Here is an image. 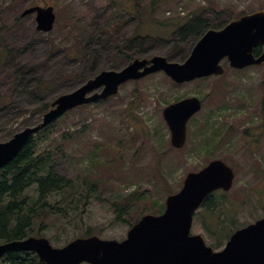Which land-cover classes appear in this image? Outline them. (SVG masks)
<instances>
[{"label":"rangeland","instance_id":"1","mask_svg":"<svg viewBox=\"0 0 264 264\" xmlns=\"http://www.w3.org/2000/svg\"><path fill=\"white\" fill-rule=\"evenodd\" d=\"M138 1V6H132L136 0H128L126 7L119 8V0H0V141L29 122L40 121L45 112L42 105L79 87L84 75L119 70L135 56L159 54L183 62L198 35L190 40L178 30L197 15L226 25L242 13L264 9V0H166L157 9L150 6L152 0ZM34 5L55 7L51 31L37 29L35 13L22 15ZM139 17L147 24L140 23ZM148 25L159 33L115 53L119 44ZM173 41L182 42L175 52ZM224 65L221 76L186 83L173 81L163 71L131 80L105 103L77 108L60 119L46 143L55 151L60 147L56 171L83 182L86 189L94 188L95 193L85 208L81 203L66 213L49 212L34 235L47 237L55 247L89 231L102 238L123 239L143 215L164 211L167 196L182 188L189 172L216 158L235 171L227 197L240 203L239 223L263 217L264 63L244 69L228 67L226 61ZM44 85L49 86L42 93ZM191 96L204 104L188 122L185 145L177 148L164 109ZM14 103L23 115L7 120ZM31 194L39 198L35 191ZM123 205H127L121 214L125 220L119 219L118 207ZM192 234L203 235L208 245L218 249L196 219Z\"/></svg>","mask_w":264,"mask_h":264},{"label":"water","instance_id":"2","mask_svg":"<svg viewBox=\"0 0 264 264\" xmlns=\"http://www.w3.org/2000/svg\"><path fill=\"white\" fill-rule=\"evenodd\" d=\"M30 13H36L39 31L54 28L53 5H34L22 15ZM258 46L263 49L260 55L255 52ZM225 60L237 69L264 63V9L233 19L223 28L207 30L183 62L159 54L137 57L119 70H102L76 89L58 95L40 122L0 141V168L13 160L39 130L70 110L116 95L128 81L160 71L177 83L220 76L226 71ZM202 106V100L192 96L164 109L175 147L185 145L187 123ZM234 178L230 165L223 159H213L199 171L189 172L181 190L168 195L165 211L144 215L123 241L93 235L55 248L45 237H29L0 243V258L10 251L31 250L47 264H264V217L237 229L219 251L208 246L201 234H191L194 215L205 199L216 190L231 189Z\"/></svg>","mask_w":264,"mask_h":264},{"label":"trees","instance_id":"3","mask_svg":"<svg viewBox=\"0 0 264 264\" xmlns=\"http://www.w3.org/2000/svg\"><path fill=\"white\" fill-rule=\"evenodd\" d=\"M136 1L137 3L132 6L140 4V1ZM127 2L128 0H119L118 3L116 2V5L119 8L126 7ZM163 2H166V0H152L150 6L153 9H157L164 6ZM244 14L242 13V15ZM137 15L139 14L137 13ZM196 18L193 22L185 24L178 30L182 36H190V40L194 39V34L198 35L195 43L207 30L211 28L217 29L225 25L222 23L217 24L211 19L210 21H206L199 17V15ZM139 20L140 23L142 21L143 25L147 24L146 20L142 17H139ZM161 25L168 26L170 24L160 23ZM153 32L159 33V29L153 30L150 25L144 27L142 32H137L131 39L123 42L121 45L119 44L115 48V53H124L122 50L125 47L132 45L139 38L151 36V34H154ZM190 40L187 39L186 42ZM173 43V50L175 52L180 48L181 45L179 44H182V42L173 41ZM258 51H260V48L256 49V52ZM174 52L169 54V56L175 54ZM135 58L137 56L130 57L128 62ZM168 59L170 58L168 57ZM85 63V67L87 68L90 65V60ZM17 73L18 71L16 70L12 73V76L16 77ZM95 74L96 72H91L86 77L84 75V81L95 76ZM22 81L24 80L22 79ZM48 86H42L41 92L44 93ZM107 100L98 101L97 103H105ZM50 104L51 101L42 105V111H46L50 107ZM88 106L84 105L78 107V109H84ZM9 109V113L11 112L10 116H12L7 120H13L23 115V110L16 103ZM1 111L2 108H0ZM37 111H40V108L35 109L32 114ZM57 121L41 130L36 137H33L23 147L13 160L0 168V242L32 236L38 227L39 221L43 220V217L49 212L59 210V212L66 213L70 209L77 208L76 206L81 203L85 208L89 204L91 197L94 196V188L86 189L83 186V182H77V180L63 176L56 171V165L58 164L57 151L60 147L55 151L46 143L51 139V130L55 127ZM31 123L29 122L27 125H31ZM87 184L90 185L88 182ZM34 191L39 195L37 200L31 196V193ZM59 195L61 198H59ZM51 200L54 201L50 204ZM239 205L240 203L237 205V203L234 204L230 201L229 197H227V191L219 190L210 194L196 212L195 219L199 221L207 235L213 238L212 244L216 248L223 247L232 233L244 226L245 223H239V212L241 211ZM126 208L127 205L118 207L119 219L125 220L121 217V214ZM42 227L43 225L40 228ZM90 233L91 231L87 234ZM8 254L9 258L6 259L5 264H44L34 252H10Z\"/></svg>","mask_w":264,"mask_h":264},{"label":"flooded vegetation","instance_id":"4","mask_svg":"<svg viewBox=\"0 0 264 264\" xmlns=\"http://www.w3.org/2000/svg\"><path fill=\"white\" fill-rule=\"evenodd\" d=\"M261 52H262V48H260V51H258V52H256V54L257 55H260L261 54ZM6 53H11V52H6ZM244 69V68H243ZM127 234H128V232H127ZM126 237H127V235H126ZM125 237V238H126ZM125 238H123V239H120V240H124ZM7 258H9V254H6L5 256H3L2 258H0V263L3 261V260H5V262H6V259Z\"/></svg>","mask_w":264,"mask_h":264},{"label":"bare ground","instance_id":"5","mask_svg":"<svg viewBox=\"0 0 264 264\" xmlns=\"http://www.w3.org/2000/svg\"><path fill=\"white\" fill-rule=\"evenodd\" d=\"M15 227V226H14Z\"/></svg>","mask_w":264,"mask_h":264}]
</instances>
